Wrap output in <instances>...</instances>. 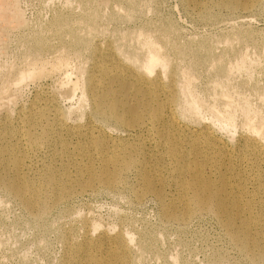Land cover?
<instances>
[{"label":"bare ground","instance_id":"6f19581e","mask_svg":"<svg viewBox=\"0 0 264 264\" xmlns=\"http://www.w3.org/2000/svg\"><path fill=\"white\" fill-rule=\"evenodd\" d=\"M126 1L129 4L130 0ZM191 1L199 6L200 12L207 10L208 0H190V4ZM258 2L247 0L243 4L238 0H220L218 3L233 13L252 11ZM65 16H57L50 23L58 36L66 25ZM93 18L95 13H85L81 21L92 25ZM133 33L132 38L140 45L139 52L120 49L113 46V42L86 47L87 40L76 34L71 35L69 41L73 54L79 55L83 47L87 49L83 61L85 65L77 68V76L71 79V73L63 69L73 58L67 60L71 53L68 52L66 58L57 54L59 57H56V61L53 59L54 68L63 69L69 75H65L66 78L61 81L63 85L58 82L61 86L58 85V91L48 95L34 91V96L26 104L10 108L9 94L6 92L8 87L13 86L11 83L19 77L28 79L38 74L41 76L43 70L46 72V67L43 68L45 62L37 61L41 57V39L35 40L33 45L29 43L32 46L28 50L31 63L25 72L28 74H24V70H14L0 79V190L13 198L29 216L41 220L53 206L78 192L92 191L98 187L107 190L125 188L132 191L137 200L151 195L160 204L167 221L181 223L195 213L210 214L243 261L264 264L263 114L258 116L260 114L254 110L256 106L251 107L248 99L234 106V97L228 94L229 91L220 94V106H216V103L203 106L191 85V80H194L189 75L188 70L191 69H176L169 62L171 60L165 58L167 53L164 51V55L161 52V40H151L144 35L146 32ZM121 40L124 42V38L121 37ZM62 51L59 53L64 54ZM72 56L75 58V55ZM243 58L246 55L241 53L232 65L226 68L218 65L219 80L228 78L232 72L249 64L248 58L243 64L247 60L243 61ZM34 61L35 65L32 64ZM71 65L74 66L73 61ZM253 65H256L255 62ZM38 70L42 72L38 73ZM76 92L82 99L80 102L84 103L81 107L87 104L88 111L83 124L72 125L74 123L67 122L64 116L68 112L64 114L63 107L60 110L57 102L58 98L73 99ZM110 128H116L122 135H112L107 131ZM238 130L240 134L234 137V132ZM218 132L226 135L229 142ZM88 221L83 217L78 228L60 230L59 241L62 242L63 251L59 264H135L137 249L147 248L142 240L133 247L131 238L123 231H97L99 228ZM218 249H213V255L217 254ZM221 255L214 257L222 263L234 264L227 255Z\"/></svg>","mask_w":264,"mask_h":264},{"label":"rangeland","instance_id":"374dc122","mask_svg":"<svg viewBox=\"0 0 264 264\" xmlns=\"http://www.w3.org/2000/svg\"><path fill=\"white\" fill-rule=\"evenodd\" d=\"M92 1L0 0V79L7 77L14 70H24L22 72L28 74L25 73L30 68L29 64H31L28 50L33 45V42L38 39H41L39 41L41 48L39 55L41 57L37 61H43L42 64L45 62L43 68L46 67V72L41 68L44 73L38 70V73L42 72L41 76H39L40 74L37 75L39 78L37 76H30L26 80L24 77L22 78L23 83L19 77L14 82L17 85L11 83L13 87L10 84L12 87H8L9 90L7 89L8 91L6 92L7 95L9 94L8 100L11 103L10 108L26 104L34 96V91L36 93L41 92L43 93L42 95L57 92L59 86L61 84L63 85L61 81H64L66 78L65 75L69 76L66 74L68 72L71 73L69 76L71 79L77 76V68L85 65L83 61L86 58L87 49L83 47L85 50L83 48V50H79L81 52L78 53L79 55L73 54L70 50L73 47L69 41L71 35L76 34L75 36L84 38L88 43L90 42L89 44L86 43L87 46L86 44L83 45L86 47L93 46L97 43L98 45H105L108 43L112 44L113 42L115 44L112 45L120 49L139 52L140 45L132 38V34H134L133 32H142L143 34L146 32L144 35L151 40L157 39L162 41L163 49L161 48V52L164 55L167 53L165 58L171 60L168 61L176 69H180L179 71H183V68H187L186 70L191 69L188 70L191 73L189 75H192L196 81L191 80V85L196 90L194 92H197L196 94L201 98L204 104L203 106H211L214 103H216V106L217 104L220 106L219 99L222 97L220 94L228 93L229 91L228 94L234 97V106L248 99V104H251L250 106L253 108L256 106L254 110L260 115L256 114L258 116L263 114L262 117H264V99H262L264 98V0H259L252 11L233 13L218 3L220 0H208L207 10L203 12L199 11V6L193 5L194 2L191 1L192 3L190 4V0H130L129 4L126 0H103L104 2L101 0L102 3L100 0ZM206 1L202 0L201 2ZM238 1L244 4L247 0ZM133 2H136V5ZM90 3L96 8L89 6ZM77 5H84L85 7ZM114 6L118 7V9H114ZM120 9H122L121 12L118 11ZM85 13L86 15L95 13V18H93L94 25L81 21ZM56 15H66L65 17L68 19L66 21H69L68 25L66 22V27L64 26V29L62 28L60 30V36H58L57 30L55 31L50 26L52 20L57 17ZM76 22L77 24H75ZM83 24L84 26H82ZM89 29L92 30L94 36ZM69 32H71V35H69ZM118 32L121 34H118ZM149 34H152V36ZM121 37L124 38V42L122 41L123 39L121 40ZM167 43L169 44L167 45ZM24 44L25 46H23ZM54 47L56 48L54 49ZM61 49H63L62 52L65 55L59 53ZM68 52L71 54H69V57L67 56L69 58L67 60L69 61L73 58L70 60L71 62L69 61L70 63L67 62L66 65H69H65L66 67L64 66L63 68L67 72L65 73L63 69L62 71L59 68L60 71L57 69L58 67L54 68L56 57L60 55L66 58ZM240 52L242 55L243 53L246 55L243 61L247 58L249 59V61L248 59L245 60L243 64L246 61L249 64L246 63L243 65V69L241 68L237 72H232L228 78L219 80L217 76L218 65H222L225 68L232 65L241 54ZM57 54L59 55L57 56ZM72 55H75V58L81 55L76 60H79V62H76ZM26 56L27 58L29 57V60ZM219 57L221 61H219ZM213 59H217L218 61L216 62ZM22 60L24 61L22 62ZM72 61L74 66L71 65ZM250 61L253 62L251 63ZM256 61L258 62L256 63ZM35 62H32V64ZM52 62L53 66H51ZM254 62L256 64L255 66L253 65ZM176 63L178 64L176 65ZM72 67H75L73 71H71ZM22 72H20L21 75L23 74ZM45 74L47 76H44ZM20 79L21 81H19ZM216 80H219V82ZM246 85L250 86L247 87ZM233 93L238 95L235 96ZM203 98L207 102L203 101ZM210 99L213 100L210 101ZM80 101L82 99L79 98L78 92H76L73 99L65 100L64 98H58V102H60H57L58 108L61 110L63 107L62 111L64 114L68 112L66 114L67 116H64L67 122L69 120V123L71 122L70 124L74 123L72 125L83 124L86 120L88 107L87 104L81 107L84 103ZM114 129L110 128L107 131L112 135H122L121 131L116 128ZM238 131L234 132V134L236 133L233 135L234 137L240 134V130ZM218 134L223 135L224 140L229 142L227 141L226 135L221 132H218ZM4 193V191L0 190V264H59V259L63 251L62 242L61 240L59 241L60 230L70 227L78 228L83 217L89 220L88 223L96 225L99 228L97 231H123L124 234L131 238L133 247L137 246V242L140 240L144 241L147 248L137 249L138 258L135 264H225L214 257L221 254V256L224 254L227 255L234 264H249L239 257L235 249H232L224 231L220 228L213 216L201 212L193 214L185 222L181 221V223H177L167 221L162 215L160 204L151 195H146L141 200H137L133 192L125 188L107 190L98 187L92 191L78 192L72 198L64 200L65 202L62 201L60 202L61 204L59 203V205L53 206L52 210L50 209L51 211L46 214V218L43 217L41 220L29 216L13 198ZM213 247L216 249L219 248L215 255H213ZM141 256L142 258H140Z\"/></svg>","mask_w":264,"mask_h":264}]
</instances>
